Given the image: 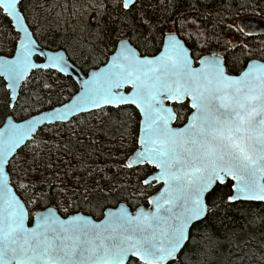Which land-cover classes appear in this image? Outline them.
Returning <instances> with one entry per match:
<instances>
[{
  "label": "snow or ice",
  "instance_id": "obj_1",
  "mask_svg": "<svg viewBox=\"0 0 264 264\" xmlns=\"http://www.w3.org/2000/svg\"><path fill=\"white\" fill-rule=\"evenodd\" d=\"M26 7L24 0H0V27L7 20L9 29L21 34L13 41L11 58L0 56V77L7 82L12 101L33 69L68 74L72 68L63 53L39 47L27 24ZM94 7L100 15L99 9L106 6ZM157 7L152 0H113L112 8L126 25L121 32L130 34L117 37L118 47L107 64L92 71L68 103L22 123L9 117L0 127V264H188L195 237L210 241V226L223 224L234 204H264V57L249 55L238 62L229 45L231 49L247 45L205 37L206 45L214 41L220 50L201 55L200 66L194 67L180 29L164 33L155 15ZM172 24L175 27V19ZM157 32L162 49L154 48L150 56L139 52L141 46L154 45ZM97 35L103 40L99 31ZM38 57L44 62L37 63ZM33 79L41 90H54L55 82ZM126 85L130 91L123 90ZM5 96L4 106L14 110L16 105ZM48 102L52 103L50 98ZM130 107L139 116L136 147L115 159L123 161L122 170L139 169L142 185L163 183L158 194L148 197L154 210L131 213L121 206L105 213L100 223L80 214L63 219L47 206L32 213L29 202L38 206L51 199L46 192H37L48 177L34 178L44 148L51 152L53 145L56 151L75 155L70 145L84 147L85 136L95 146L98 141L89 134L95 135L97 126L78 117L93 112L109 117L112 111L126 113ZM189 110L190 115H181ZM184 119L182 126H173ZM42 130L43 147L37 145L21 156L22 148ZM76 159L83 162L82 155ZM44 169H52V164ZM13 177L18 178L15 185ZM99 191L107 195L103 188ZM33 215L34 226H26Z\"/></svg>",
  "mask_w": 264,
  "mask_h": 264
},
{
  "label": "trees",
  "instance_id": "obj_2",
  "mask_svg": "<svg viewBox=\"0 0 264 264\" xmlns=\"http://www.w3.org/2000/svg\"><path fill=\"white\" fill-rule=\"evenodd\" d=\"M24 3L27 6V22L36 33L38 42L50 49L64 48L69 58L84 72L105 63L117 46V37L130 34L121 32L126 25L122 24L121 16L112 8L113 0H24ZM101 3L106 7L100 8L102 14L98 15L94 5ZM152 3L153 6L158 5L155 15L160 19L164 33L169 29H180L179 35L187 41L196 62L201 55L220 50L214 41L206 45L205 37L215 36L220 37L221 44L236 41L238 45H247V49H231L229 45L231 54L238 62L247 61L249 55L257 59L264 57V35H247L238 31L239 20L243 16L256 14L264 18V0H152ZM178 13H182L179 18ZM173 19L176 20L175 27ZM98 31L103 40L98 37ZM16 39L18 34L14 29H9L8 21L5 20L0 27V54L12 55L13 41ZM160 41L161 33L157 32L154 45L147 49L141 46L139 50L144 55H152L154 48H161ZM33 77L40 78L41 83L55 82L54 90H41ZM57 84L59 87H56ZM78 88V83L71 76L54 70H34L23 83L13 110L4 106L5 94L8 102L10 96L5 81L0 77V125L9 114L16 119H23L60 104L68 100ZM190 112H182L181 115L186 116ZM78 118L97 126L96 134L89 135L91 140L98 143L93 146L89 136L83 137L84 147L70 145L75 155L56 151L53 145H50L51 152L49 148H44L41 153L43 158L39 162L41 167L34 178H39L41 174L48 177V183L43 189H37V192L44 191L51 199L46 198L38 206L29 202L27 207L34 213L51 205L62 215L81 211L99 218L105 208L119 202L127 203L132 209L139 204H147L148 197L159 185H142L139 169L122 170L123 161L115 159L130 154L131 149L136 147L133 137L138 131L137 110L130 107L126 113L112 111L109 117H101L98 112L85 113ZM185 121L177 120L176 124ZM44 130L28 142L27 148H22L21 156L37 145L43 147ZM122 133L126 138H122ZM45 154L50 155L51 159ZM77 155L83 156L82 163H78ZM49 163L52 169L45 171L44 165ZM66 172L71 175L65 176ZM102 177L107 179L102 180ZM12 179L15 185L18 178ZM19 179H24L23 172ZM100 188L104 189L106 196L100 193ZM16 190L20 191L18 188ZM227 217L223 224L213 223L210 226V241L202 235L195 237L197 243L188 253V264H264V204L238 202L228 210Z\"/></svg>",
  "mask_w": 264,
  "mask_h": 264
},
{
  "label": "water",
  "instance_id": "obj_3",
  "mask_svg": "<svg viewBox=\"0 0 264 264\" xmlns=\"http://www.w3.org/2000/svg\"><path fill=\"white\" fill-rule=\"evenodd\" d=\"M27 24H28V22H27ZM239 27L240 28H244L245 29V31H244V33H247V32H249V31H251V35H264V18L263 17H261L260 15H256V14H252V15H246V16H243L240 20H239ZM15 30V29H14ZM31 30V29H30ZM16 31V30H15ZM17 33V32H16ZM18 34V38H19V35H21L20 33H17ZM37 40V39H36ZM37 43H38V45H39V47L40 48H42L45 52H53V53H55V52H61V53H63L64 54V56H65V59H67L68 60V62H69V64L70 65H72V68L70 69V71H69V73L68 74H63V73H60V74H62V75H66V76H71L77 83H78V85H79V88H78V90L73 94V95H75L78 91H79V89L81 88V85H82V83H83V81L84 80H86L87 78H88V75H90V73L92 72V71H98L100 68H102V67H104L105 66V64H107V62H108V60H110V58H111V56L114 54V52H115V49L110 53V55H109V57H108V59L106 60V62L105 63H103V64H101V65H99V66H97V67H92V68H90L87 72H84L79 66H77L70 58H69V56H68V54H67V52H66V50L64 49V48H59V49H50V48H47V47H45V46H43L42 44H40L39 42H38V40H37ZM133 46L135 47V45L133 44ZM116 47H118V44H117V46ZM115 47V48H116ZM190 48V47H189ZM161 49H162V46H161ZM138 51L140 52V50L138 49ZM14 54V53H13ZM12 54V55H13ZM156 54H158V53H156ZM210 53H207V54H204V55H202V56H207V55H209ZM145 55H147V54H145ZM190 55H192V52H191V49H190ZM0 56H3V57H7V58H11V55L9 56V55H4V54H0ZM150 56V55H149ZM192 57H193V55H192ZM200 58V57H199ZM199 58H198V60H197V62L195 61V58L193 57V66L194 67H199L200 65H199ZM253 59H257V58H253ZM36 62L37 63H43L44 62V58L43 57H38V58H36ZM34 70H37V69H33L30 73H29V76L32 74V72L34 71ZM43 70H48V69H43ZM28 76V77H29ZM3 78V77H2ZM7 82L5 81V84H6ZM24 83V82H23ZM8 91H9V96L11 97V92H10V90L9 89H7ZM124 91H130L131 90V86L130 85H126L125 86V89H123ZM18 91V93H20V89H18L17 90ZM72 95V96H73ZM19 97V96H18ZM71 98V97H70ZM70 98L68 99V100H66V101H64V102H62V103H68L69 101H70ZM18 100V99H17ZM17 100L16 101H12L11 99H10V103H13V104H16V102H17ZM166 103H169V104H171V102H166ZM56 107H59V106H61V103L60 104H57V105H55ZM52 109V107H50V108H47V109H43V110H41V111H38V112H35V113H33V114H31V115H29V116H27V117H25V118H23V119H16L12 114H9L7 117H6V119H5V121L3 122V124L2 125H0V127H3V125H4V123L7 121V119L9 118V117H11V118H13L14 119V121L16 122V123H22L23 122V120H25V119H30L31 117H33V116H38V115H40L41 113H43V112H45V111H50ZM191 114V112L189 113V115ZM187 122V120L184 122V123H186ZM48 124V122H45V125H47ZM183 124V123H182ZM182 124H176V121H174L173 122V126H177V125H180V126H182ZM31 141V140H30ZM155 185H159V187H158V189L156 190V191H154L150 196H152V197H154L156 194H158V191L160 190V189H162L163 188V183L162 182H160V183H156V182H153ZM14 190L15 191H17L16 190V188H14ZM121 206H123L124 208H126L129 212H131V213H135V212H137L138 210H141V209H143V210H145V211H152V210H154L153 209V207L151 206V205H149V203H147V204H139V205H137L134 209H132L127 203H125V202H119L117 205H115V206H109V207H107V208H105V210H104V212H103V215L101 216V217H99V218H96V217H94L93 215H91V214H88V213H84V212H81V211H79V212H73V213H69V214H66V215H62L59 211H58V209L55 207V206H47V207H53L56 211H57V215H59L61 218H63V219H68V217L70 216V215H76V214H80V215H86V216H88L90 219H92L93 221H95L96 223H100V222H102L103 220H104V218H105V213H107V212H109V211H116L117 209H119ZM42 210H45V208H41V209H39V210H36L34 213H36V212H39V211H42ZM25 223H26V226H28V227H32V226H34V224H35V216L33 215L32 216V219H26V221H25Z\"/></svg>",
  "mask_w": 264,
  "mask_h": 264
}]
</instances>
